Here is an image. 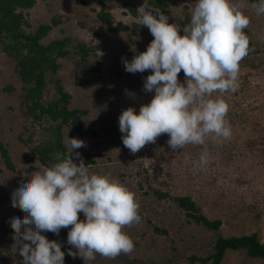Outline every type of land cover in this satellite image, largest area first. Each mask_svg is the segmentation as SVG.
<instances>
[{
	"label": "rangeland",
	"instance_id": "obj_1",
	"mask_svg": "<svg viewBox=\"0 0 264 264\" xmlns=\"http://www.w3.org/2000/svg\"><path fill=\"white\" fill-rule=\"evenodd\" d=\"M195 2H172L169 23H178L181 27L188 24ZM233 2L244 5L242 11L250 19L246 28L248 37L259 42L262 49L253 58L257 69L240 64L237 90L223 94L229 105L226 119L232 134L228 139L207 138L209 160L203 167L199 164V156L204 146L189 144L173 152L167 144V134H162L154 144H147L135 154L122 143L119 115L128 107L134 108L138 114L140 106L148 104L154 95V92L143 90L144 80L151 71L128 73L123 63L146 51L153 39L148 28L138 23V8L143 5V0H45L38 1L26 15L32 28L50 23V19L56 17L59 24L53 28L48 40L71 36L83 42L92 52L88 61L82 62L76 48H73L67 59L59 60L57 77L71 95L70 108L86 110L83 118L85 125L98 135L81 136L69 130L63 144L66 153L69 151L67 136L83 140L86 147L74 151L80 153L85 166L91 165L90 172L118 179L135 193L138 214L151 219L160 228L164 227L160 215L168 208L154 203L153 189L170 193L172 198L190 196L207 217L222 222L220 229L224 236H239L260 230L264 241V15H257L245 0ZM99 3L105 5L113 24L121 22L133 33H108V26L96 17ZM124 3L136 7L138 16L134 17V21L126 20L120 14L121 9H126ZM1 49L0 46V140L8 150L11 166L0 156V209L3 210L0 226L7 227L11 234V219L25 216L21 209L12 207L13 193L30 178V175H25L26 172L37 171L40 165L50 166L52 163H41L31 152V147L43 140V132L39 123L26 116V102L17 92L3 90L9 85L19 86L13 57ZM82 67L86 70L84 74H81ZM178 79L184 81L182 71ZM216 95L220 94H213L214 97ZM54 96V88L48 84L44 101ZM31 133L34 135L28 145L19 140V136L25 140ZM26 154L31 160H26ZM73 162L79 163L76 159ZM144 192H148V196H144ZM163 242L165 244L166 241ZM9 251L11 255H19V249L13 242L9 244ZM120 256H125L124 260L100 257V261L127 264V256L145 260L147 251L134 248L130 254ZM226 259L225 264H264V261H244L238 253H230ZM176 261L175 264H189L185 259L176 258ZM148 264L163 263L153 255Z\"/></svg>",
	"mask_w": 264,
	"mask_h": 264
},
{
	"label": "clouds",
	"instance_id": "obj_2",
	"mask_svg": "<svg viewBox=\"0 0 264 264\" xmlns=\"http://www.w3.org/2000/svg\"><path fill=\"white\" fill-rule=\"evenodd\" d=\"M243 7L233 0H196L190 22L183 27L169 23L160 9L138 8V23L148 28L153 39L146 51L123 62L124 69L132 74L150 70L143 90L154 95L138 114L128 107L118 117L122 143L131 153L167 134L173 152L189 144L204 146L199 156L203 167L209 160L207 138L231 137L226 119L229 105L223 94L237 90L240 62L254 50L244 32L250 19ZM251 7L264 15V0ZM181 71L183 82L178 79ZM66 140L69 151L54 153L50 166L26 172L30 178L12 195V207L25 213L10 221L23 264H64L60 243L41 233L58 235L66 228H70L67 243L76 250L68 253L73 258L115 259L134 251L124 229L141 220L135 193L110 175L90 172L91 165L85 166L74 151L86 147L85 142L68 136Z\"/></svg>",
	"mask_w": 264,
	"mask_h": 264
},
{
	"label": "trees",
	"instance_id": "obj_3",
	"mask_svg": "<svg viewBox=\"0 0 264 264\" xmlns=\"http://www.w3.org/2000/svg\"><path fill=\"white\" fill-rule=\"evenodd\" d=\"M38 1L45 0H0V46L4 53L13 57L19 86L16 88L9 85L3 90L9 93L17 92L21 100L26 102V116L31 117L33 122L39 123L43 132L41 134L43 140L31 147V152L38 157L41 163L53 164L55 162L54 153H66L63 144L65 134H68L69 130L81 136H98L95 131L85 125L83 118L87 111L70 108L71 95L65 91L57 77L60 70L59 60L67 59L73 48H76L82 62L88 61L92 52L83 42L76 41L71 36L48 40L53 28L59 24L56 17H52L50 23L32 28L26 14L36 6ZM178 1L185 0H143V5L146 8L160 9L165 15L170 16L171 3ZM245 1L250 5L258 2V0ZM124 7L133 17L138 16L134 5L124 3ZM95 12L97 19L108 26V33L128 31L133 33L130 27L121 22L113 24V18L103 3H99V9ZM244 32L248 36L249 31L244 29ZM249 40V47L254 50L250 51L240 64L243 63L257 69L253 58L262 48L259 42L250 38ZM97 48L100 49V47ZM85 72L86 70L82 67L81 74ZM48 84L53 86L55 96L45 102L44 97ZM33 135L34 133H31L25 140L19 136V140L28 145L32 142ZM0 156L8 166H11L8 150L1 140ZM25 158L28 161L31 160L28 154ZM137 187L140 188V186ZM143 194L148 196L149 193L144 192ZM151 195L154 197V203L164 204L168 208V211L160 215V222L164 227L160 228L159 225L152 223L151 219L142 218L139 214L140 223L126 227L124 231L133 240L134 248L146 250L147 256L145 260L127 256V264H148L153 255L159 257L163 264H175L176 258L185 259L189 264H225L227 255L230 253H238L244 261H249V263L264 261V241L261 239L260 230L239 236H224L220 229L222 222L207 217L190 196L172 198L170 193L155 189L151 191ZM1 217H3V210L0 209ZM79 219L83 220L84 217L81 215ZM0 228L2 229L0 230L2 237L0 262L23 264L22 256L11 255L9 251V244L12 242L15 244L13 230L11 229V234H9L7 227L0 226ZM69 230L70 228L61 229L58 235L51 232L41 233L49 241L60 243L61 251L65 253L64 264H106V260L103 263L100 261L101 256L99 255L93 261H84L79 256L73 258L68 255L69 251H76L67 243ZM132 235H135L137 239ZM163 240L166 241L165 244ZM25 243L29 242L25 241ZM178 251L182 254H190L189 256L178 255ZM116 258L115 261L124 260L125 256Z\"/></svg>",
	"mask_w": 264,
	"mask_h": 264
},
{
	"label": "built area",
	"instance_id": "obj_4",
	"mask_svg": "<svg viewBox=\"0 0 264 264\" xmlns=\"http://www.w3.org/2000/svg\"><path fill=\"white\" fill-rule=\"evenodd\" d=\"M120 14L128 21H134V17L128 11V9H121Z\"/></svg>",
	"mask_w": 264,
	"mask_h": 264
}]
</instances>
